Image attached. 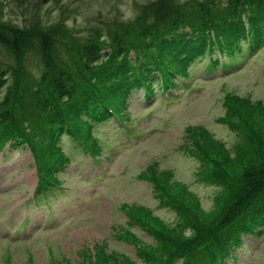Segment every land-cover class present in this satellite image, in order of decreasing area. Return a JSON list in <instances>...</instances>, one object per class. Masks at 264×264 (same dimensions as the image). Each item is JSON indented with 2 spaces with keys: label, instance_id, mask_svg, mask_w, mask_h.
I'll return each mask as SVG.
<instances>
[{
  "label": "rangeland",
  "instance_id": "374dc122",
  "mask_svg": "<svg viewBox=\"0 0 264 264\" xmlns=\"http://www.w3.org/2000/svg\"><path fill=\"white\" fill-rule=\"evenodd\" d=\"M152 1L0 0V22L36 34L41 25L34 19L42 18L38 32L54 34L51 56L70 71L94 35L108 39L107 24L138 17ZM33 41V48L21 55L0 42V66L14 67L13 117L22 127L21 114H32L44 71L39 51L34 54L41 41ZM189 79L170 100L161 95L140 107L128 101L120 107L119 122L88 127V137L97 142L96 156L66 144L69 160L39 133L28 132L43 141L37 145L46 149V157L36 148L38 163L53 182L46 193L49 202L39 207L33 203L39 183L34 144L24 141L9 152L5 147L0 157V264H186L184 255L190 252L201 264L207 262V245L215 252L217 242L224 247L216 254L222 258L217 264H264V222L254 234L241 230L249 226L244 212L249 205L264 203V192L252 198L244 188L242 169L252 159L248 171L258 176L264 164V47L238 69L211 77L193 72ZM204 150L218 154L220 159L212 161L223 178H207L215 169L211 161L210 166L204 162ZM185 189L188 195L180 194ZM174 194L183 209H177ZM233 199L238 213L230 221L220 209L227 200V210ZM229 223L234 229L225 228ZM158 229L174 238L159 237ZM205 233L210 235L198 238ZM182 238L194 240L181 244ZM178 251L184 254H173Z\"/></svg>",
  "mask_w": 264,
  "mask_h": 264
},
{
  "label": "trees",
  "instance_id": "16d2710c",
  "mask_svg": "<svg viewBox=\"0 0 264 264\" xmlns=\"http://www.w3.org/2000/svg\"><path fill=\"white\" fill-rule=\"evenodd\" d=\"M45 1L41 0L46 4L48 0ZM34 20L41 25L38 31L43 30V19L37 17ZM48 27L53 29L51 25ZM38 31L35 34L31 30L0 22V42L11 47L13 52L19 51V55L23 50L33 48V39L41 41L34 54L38 55L39 51L44 71L40 85L36 84L32 114H21L23 127L13 117L12 95L18 87L17 81L13 79L14 67L0 66V157L6 151L5 147L9 152L22 147L25 142L31 141L34 144V157L37 161H34L35 170L39 183L33 194V203L39 207L44 202H49L46 193L53 190L48 186L53 182L38 163L41 157L36 154V148L46 157V149L42 150L37 145L43 141L33 140L28 132L32 130V135L39 133L45 143L63 150L69 160L70 156L66 153L72 154L66 144H70L74 152L96 156L94 153L99 152L95 146L97 142L88 137L87 128L119 122L122 119L120 107L126 108L128 101L131 105L140 107L152 103L161 95L165 100H170L186 87L193 72L211 77L215 73L232 71L245 65L264 47V0L149 2L138 17L107 24L104 32L111 33L108 39L96 40L94 35L95 41L83 45L82 51L74 60L75 69L70 71L62 65L58 66L51 56L50 44L54 34ZM5 80H8V84L3 85ZM43 86L45 89L41 88ZM198 138L201 143L199 136ZM194 145L196 147L199 144ZM203 158L208 166L213 163L215 169L213 176H205L210 179L223 178L218 167H215L218 162L212 161L220 159L218 154H209L204 150ZM251 164H254L252 159L242 169L244 188L250 190V195L254 198L264 192V164L260 166L258 176L248 171ZM184 192L188 195L186 189L180 194L184 195ZM165 194L170 200L173 199L169 193ZM174 195L176 198L173 202L177 209H183L179 194ZM226 204L227 200L220 211L231 221L235 213H238L237 204L233 199L227 210H224ZM250 205L244 211L247 213L249 226L247 228L242 225L243 234H254L264 222V215L259 216L264 211V203ZM48 213L50 218L51 209H48ZM234 225L229 223L228 228H225L234 229ZM156 232L159 237L174 238L162 229ZM209 235L205 233L198 238L203 240ZM193 240L194 238H182L178 242L190 244ZM237 244L238 242L235 243ZM162 245L166 246L165 242ZM214 248L217 250L212 252L207 245L206 256L203 255L207 262L203 259L201 264H217L222 260L216 254L224 251L223 243H215ZM173 254L184 253L178 251ZM184 256L188 258L186 264H197V255L190 252L189 256L187 253Z\"/></svg>",
  "mask_w": 264,
  "mask_h": 264
}]
</instances>
